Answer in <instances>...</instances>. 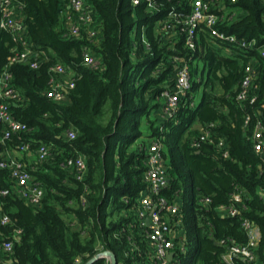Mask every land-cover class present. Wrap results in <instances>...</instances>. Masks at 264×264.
<instances>
[{"label":"trees","instance_id":"16d2710c","mask_svg":"<svg viewBox=\"0 0 264 264\" xmlns=\"http://www.w3.org/2000/svg\"><path fill=\"white\" fill-rule=\"evenodd\" d=\"M19 1L24 4V34L34 46L39 67L32 69L25 62L9 65L13 51L24 47L16 34L2 30L0 76L9 65L13 84L24 99L11 110L27 126L22 137L31 152L46 145L51 154L27 165L45 192L39 205L21 199L10 171L0 170V192L9 190L0 194V243L21 231L13 251L0 254L1 261L86 264L110 251L118 264H155L137 223V203L148 188L146 148L159 139L169 184L158 196L178 205L182 222L177 227L188 247L180 255L181 264H226L222 257L227 248L221 241L246 245L245 220L258 227L260 240L254 261L237 257L235 264H264V162L249 140L256 113L264 105V60L259 53L220 41L206 27L197 31L192 50L175 22L163 29L161 22L171 12L190 10V0H153L157 9L146 0L140 5L133 0H87L99 25L95 40L85 28L80 37L70 36L64 17L67 0ZM227 5L242 14L220 29L264 46V0ZM86 51L100 61V68L83 64ZM178 59L191 66L192 89L180 99L177 114L159 122L155 111L163 106V93L175 89ZM251 62L259 70L258 97L254 103L239 102ZM58 64L77 75L63 102L47 97L50 70ZM200 89L202 100L192 106ZM248 116L252 123L245 128ZM71 130L76 132L73 140L67 138ZM205 132L211 141L194 148L193 141ZM2 137L0 128V161L20 145L17 138ZM221 139L226 141L228 158L217 146ZM79 155L86 163L82 179L75 166H67ZM236 192L242 195L238 204L232 200ZM207 198L210 204L200 202ZM221 205H234L238 216L223 217ZM3 216L9 217L6 225ZM95 264L110 263L100 259Z\"/></svg>","mask_w":264,"mask_h":264},{"label":"built area","instance_id":"2783aa9c","mask_svg":"<svg viewBox=\"0 0 264 264\" xmlns=\"http://www.w3.org/2000/svg\"><path fill=\"white\" fill-rule=\"evenodd\" d=\"M153 9V0H146ZM227 1L234 4L237 0H190V10L188 12L174 11L171 12L165 22H161L163 29L171 27L169 23L175 22L176 27H180L186 35V45L192 49H196L197 31L203 27L210 30V33L216 39L246 49L248 51H256L264 60V46L257 47L255 41H244L237 39L236 36L228 34L221 30L225 22L234 19L238 13L228 7ZM142 0H133L134 5H140ZM67 10L64 17L71 37L78 38L85 28L91 40L97 39L99 31L96 27L97 17L93 9L88 5L87 0H67ZM24 4L19 0H0V31H9L16 34V41L24 47L22 51L15 49L10 58L9 65L16 62L29 63L32 69H38L39 65L34 60L37 56L33 44L24 34L22 11ZM221 12V13H220ZM223 12V14H222ZM15 38V39H16ZM180 66L176 76V86L173 92H165L163 98V112L167 119L173 118L179 109V101L182 97L187 96L192 89L191 66L187 60L178 59ZM83 64L92 69L101 67L100 61L96 59L89 51L83 56ZM9 65L0 76V128L3 134V141L17 138L20 145L17 152L22 155L31 154V145L22 137V133L27 131L25 124L17 121L12 113L11 105L22 103L24 101L20 92L13 84V74L9 70ZM52 72L47 97L55 102H63L66 98L68 89L74 88L75 76L74 72H69L67 68L61 64L55 65L50 70ZM259 70L257 63H249L246 68L245 77L240 85V93L238 95L239 102L250 100L254 103L258 97L259 88L256 83ZM195 105V102L191 104ZM256 123L249 136L254 152L258 154L264 162V105L257 111L255 117ZM252 119L248 116L245 120V128L250 127ZM76 132L71 130L67 133V138L73 140ZM211 141L209 132H205L199 139L193 141L192 146L199 148L203 142ZM217 146L223 151L225 158L229 157L226 141L221 139ZM147 166L144 180L148 184L145 192H142L141 198L138 199V219L137 223L143 229V234L149 244L151 257L155 264H181V256L188 251L187 243L184 235L181 234L180 228L181 218L179 216V208L177 204L170 203L167 199L159 197L162 189L169 184L167 167L163 156V147L160 140L153 141L147 148ZM38 160H47L51 154L50 148L41 145L37 151ZM67 166H75L79 172V179H82L86 171V163L84 157L79 155L76 159H69ZM8 169L10 177L15 182L17 193L29 205H39L45 195L43 186L36 181L26 163L22 160L14 159L10 156L9 151L3 154L0 161V170ZM264 171V168H263ZM9 190L0 192L7 195ZM240 192L233 194L232 200L235 204L241 203L242 197ZM202 204H210V199H201ZM223 217H237L239 211L234 205H221L218 207ZM177 217L178 219L175 220ZM175 221V222H174ZM10 222L9 217H2V224L6 225ZM174 222V223H173ZM242 228L248 237L246 245H238L221 241L226 246L227 251L223 255V261L226 264H235V258H242L250 262L255 260V250L260 240V231L258 227L251 221L245 220ZM21 231H16L13 240H7L0 243V254L11 253L18 240ZM173 258L170 259V255ZM108 262L111 264L109 258ZM0 264L2 263L0 258Z\"/></svg>","mask_w":264,"mask_h":264},{"label":"crops","instance_id":"0c3cea01","mask_svg":"<svg viewBox=\"0 0 264 264\" xmlns=\"http://www.w3.org/2000/svg\"><path fill=\"white\" fill-rule=\"evenodd\" d=\"M241 14H242V12L238 13V15H241ZM97 25L98 24H96V27H97ZM97 29H98V27H97ZM98 31H99V29H98ZM154 117L157 118V120L159 122H163V121L167 120V118H166V116H165V114L163 112V108L162 107L159 110L155 111V116ZM9 154L14 159H19V160L25 159L26 165H33V164H35V163H37L39 161L36 152H32L29 155H22V154H19L17 152V150H9Z\"/></svg>","mask_w":264,"mask_h":264},{"label":"water","instance_id":"95a60500","mask_svg":"<svg viewBox=\"0 0 264 264\" xmlns=\"http://www.w3.org/2000/svg\"><path fill=\"white\" fill-rule=\"evenodd\" d=\"M103 258H109L111 261V264H118L116 255L110 251H105L101 253L100 255H97L96 257H94L92 260H90L86 264H95L98 260L103 259ZM172 258H173V254L170 255V259Z\"/></svg>","mask_w":264,"mask_h":264},{"label":"rangeland","instance_id":"374dc122","mask_svg":"<svg viewBox=\"0 0 264 264\" xmlns=\"http://www.w3.org/2000/svg\"><path fill=\"white\" fill-rule=\"evenodd\" d=\"M202 67H203V64H202V62H200L199 63V69L201 70ZM197 78H198V76L194 77V79H197ZM201 100H202V90L200 89L195 94V104H199L201 102ZM145 134H148V135L150 134L146 128H145ZM191 247L194 248L195 247V243H192Z\"/></svg>","mask_w":264,"mask_h":264}]
</instances>
